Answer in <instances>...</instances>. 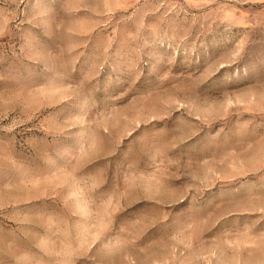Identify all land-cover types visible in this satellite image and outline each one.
<instances>
[{
  "label": "rangeland",
  "instance_id": "obj_1",
  "mask_svg": "<svg viewBox=\"0 0 264 264\" xmlns=\"http://www.w3.org/2000/svg\"><path fill=\"white\" fill-rule=\"evenodd\" d=\"M0 264H264V0H0Z\"/></svg>",
  "mask_w": 264,
  "mask_h": 264
}]
</instances>
